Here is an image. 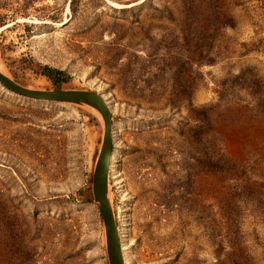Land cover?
<instances>
[{
  "label": "rangeland",
  "instance_id": "rangeland-1",
  "mask_svg": "<svg viewBox=\"0 0 264 264\" xmlns=\"http://www.w3.org/2000/svg\"><path fill=\"white\" fill-rule=\"evenodd\" d=\"M37 64L109 105L126 264H264V0H0L1 72L55 90ZM103 137L0 84V264H109Z\"/></svg>",
  "mask_w": 264,
  "mask_h": 264
},
{
  "label": "water",
  "instance_id": "water-1",
  "mask_svg": "<svg viewBox=\"0 0 264 264\" xmlns=\"http://www.w3.org/2000/svg\"><path fill=\"white\" fill-rule=\"evenodd\" d=\"M0 84L17 95L50 103L88 106L96 110L104 123L102 148L93 174L92 192L97 203L106 232V246L109 264H126L123 240L115 214L109 201V178L114 147L113 116L107 101L92 90H35L23 87L0 71Z\"/></svg>",
  "mask_w": 264,
  "mask_h": 264
},
{
  "label": "trees",
  "instance_id": "trees-1",
  "mask_svg": "<svg viewBox=\"0 0 264 264\" xmlns=\"http://www.w3.org/2000/svg\"><path fill=\"white\" fill-rule=\"evenodd\" d=\"M35 67L43 75H45L47 78H49L51 80V82L55 86V90H61L62 85L69 82V80H70L68 75L63 70L51 68L48 66H40L39 64H37ZM111 163H112V160H111ZM117 226H118V228L120 226L118 221H117Z\"/></svg>",
  "mask_w": 264,
  "mask_h": 264
},
{
  "label": "bare ground",
  "instance_id": "bare-ground-1",
  "mask_svg": "<svg viewBox=\"0 0 264 264\" xmlns=\"http://www.w3.org/2000/svg\"><path fill=\"white\" fill-rule=\"evenodd\" d=\"M0 71H1V69H0ZM116 157H117V155H116V156L114 155V159H116ZM111 160H113V159H111ZM114 163H115V162H113V164H114ZM112 166H113V165H112ZM110 168H111V167H110ZM110 170H111V169H110ZM123 226H124V228H123V229H124V231H123V232H124V235H123V237L121 236V239L125 241V239L127 238V226H126L125 224H124Z\"/></svg>",
  "mask_w": 264,
  "mask_h": 264
}]
</instances>
